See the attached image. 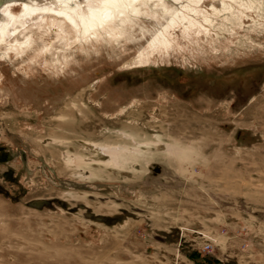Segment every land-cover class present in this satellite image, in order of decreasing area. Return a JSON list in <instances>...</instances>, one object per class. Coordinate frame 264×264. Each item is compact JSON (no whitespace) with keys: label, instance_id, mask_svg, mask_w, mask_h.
Returning <instances> with one entry per match:
<instances>
[{"label":"rangeland","instance_id":"obj_1","mask_svg":"<svg viewBox=\"0 0 264 264\" xmlns=\"http://www.w3.org/2000/svg\"><path fill=\"white\" fill-rule=\"evenodd\" d=\"M168 1L0 50V264H264V0Z\"/></svg>","mask_w":264,"mask_h":264},{"label":"bare ground","instance_id":"obj_2","mask_svg":"<svg viewBox=\"0 0 264 264\" xmlns=\"http://www.w3.org/2000/svg\"><path fill=\"white\" fill-rule=\"evenodd\" d=\"M144 1L146 0H84V4L82 5L76 0H55L58 6H52L51 4L38 5L33 0H7L4 3H0V50L6 52L9 49L16 50L19 47L27 46L31 39L28 33L30 32V28H27L28 24L26 23L30 19L39 17L41 14H49L62 21L67 27L83 34L88 31H104L106 28L112 26L118 28L117 30L120 32V25L124 23L125 19L132 17L133 14L137 16L138 8H136V5ZM16 5L20 6L18 13L12 11ZM158 6H163L164 9L165 5L160 1ZM140 15L142 14L140 13ZM161 15H164V13H161ZM94 35L96 34L94 33ZM15 36H20L21 38L18 41V45L9 46L8 40ZM37 38L34 37L37 43L42 44V48L46 47L49 49L47 45L43 44L39 35Z\"/></svg>","mask_w":264,"mask_h":264},{"label":"built area","instance_id":"obj_3","mask_svg":"<svg viewBox=\"0 0 264 264\" xmlns=\"http://www.w3.org/2000/svg\"><path fill=\"white\" fill-rule=\"evenodd\" d=\"M204 249H205V250H208V249H210V244H208V243H207V244H205V245H204Z\"/></svg>","mask_w":264,"mask_h":264}]
</instances>
